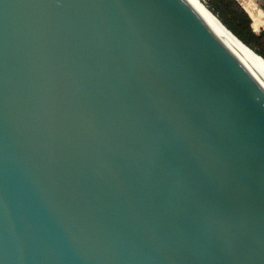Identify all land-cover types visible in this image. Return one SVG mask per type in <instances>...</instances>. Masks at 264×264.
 I'll return each mask as SVG.
<instances>
[{
    "label": "water",
    "instance_id": "1",
    "mask_svg": "<svg viewBox=\"0 0 264 264\" xmlns=\"http://www.w3.org/2000/svg\"><path fill=\"white\" fill-rule=\"evenodd\" d=\"M0 264H264V87L194 0H0Z\"/></svg>",
    "mask_w": 264,
    "mask_h": 264
},
{
    "label": "trees",
    "instance_id": "2",
    "mask_svg": "<svg viewBox=\"0 0 264 264\" xmlns=\"http://www.w3.org/2000/svg\"><path fill=\"white\" fill-rule=\"evenodd\" d=\"M206 6L211 13L208 11L206 12L203 8L202 10L205 13H207L212 19H214L213 16H216V18L219 19V22L221 24L223 23L224 25H222L231 32L229 30L226 31L247 47L246 49L243 47L246 51L264 63V51L256 46V41L264 36V30L260 31L258 34L254 33L248 24L249 18L246 12L239 6L236 0H209L208 3H206ZM216 18L214 20H216ZM215 22L223 28L217 20Z\"/></svg>",
    "mask_w": 264,
    "mask_h": 264
},
{
    "label": "rangeland",
    "instance_id": "3",
    "mask_svg": "<svg viewBox=\"0 0 264 264\" xmlns=\"http://www.w3.org/2000/svg\"><path fill=\"white\" fill-rule=\"evenodd\" d=\"M194 1L200 6L201 9L204 8L206 12L208 11L211 13V11L206 6V3H208L209 0H194ZM236 1L239 4V6L246 12L249 18L248 24L250 28L254 31V33L258 34L260 33V31L264 30V0H236ZM213 17L214 19L216 18V16ZM216 20L219 22L217 18ZM256 46L260 50L264 51V36H262L259 40L256 41Z\"/></svg>",
    "mask_w": 264,
    "mask_h": 264
},
{
    "label": "bare ground",
    "instance_id": "4",
    "mask_svg": "<svg viewBox=\"0 0 264 264\" xmlns=\"http://www.w3.org/2000/svg\"><path fill=\"white\" fill-rule=\"evenodd\" d=\"M213 14V13H212ZM214 20V19H213ZM219 20V19H218ZM216 21V20H214ZM220 24V23H219ZM223 24V23H222ZM221 24V25H222ZM224 25V24H223ZM222 25V26H223ZM223 32L225 33V36L234 51V53L237 55L241 63L249 70V72L256 78V80L264 87V63L257 58H255L253 55H251L248 51L245 49L247 48L243 44H241L236 38H234L229 32H227L226 27L223 26L220 27ZM230 31V30H229ZM231 32V31H230ZM234 35V34H233ZM235 36V35H234ZM237 37V36H235ZM238 38V37H237ZM239 39V38H238ZM240 40V39H239ZM242 47H241V46ZM245 49H244V48ZM261 56V55H260ZM262 57V56H261ZM263 58V57H262ZM264 59V58H263Z\"/></svg>",
    "mask_w": 264,
    "mask_h": 264
}]
</instances>
